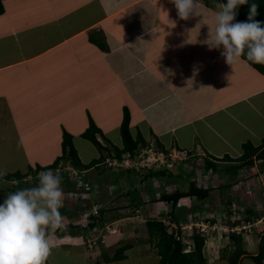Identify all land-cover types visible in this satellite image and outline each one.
I'll use <instances>...</instances> for the list:
<instances>
[{"label":"crops","instance_id":"crops-1","mask_svg":"<svg viewBox=\"0 0 264 264\" xmlns=\"http://www.w3.org/2000/svg\"><path fill=\"white\" fill-rule=\"evenodd\" d=\"M1 2L0 132L13 131L24 151L31 146L37 154L50 153L54 158L63 151L64 135H71L83 162L99 163L89 168H76L70 163L76 171L75 179L64 181L70 193L84 191L78 187L79 177L93 190L114 188L112 192L119 200L126 197L129 201L131 191L154 193L152 183L140 174L123 168L112 171L106 164L125 147L122 125L126 111L139 147L159 145L187 149L200 154V158H238L244 143L262 142L264 74L242 57L234 66L227 64L221 55L222 47L210 49L205 43L210 26L214 27L217 5L209 7L199 0L202 14L182 20L172 0ZM97 35L105 40L106 49L93 40ZM92 123L97 127L95 136L101 148L83 135ZM83 140L96 149L97 157L82 155ZM26 156L28 169L46 167L37 160L39 157L31 158L29 153ZM107 170L121 176L116 179L106 174ZM104 193H98L100 199L93 202L111 201L112 197ZM134 203L146 204L143 196ZM86 207L63 208L70 218H77ZM113 208L101 209V223L105 220L99 225L101 230H106L108 224L115 228L124 219H133L136 224L135 215L129 217ZM74 209L78 213L73 215ZM143 211L145 216L151 213ZM141 223L133 227L129 224L131 234L149 237L139 232ZM82 225L70 226L80 229ZM75 232L79 235L70 232L73 237H63L65 245L70 252L79 251L81 260L87 261L79 239H85L86 234ZM127 239L128 231L106 234L108 243L104 247L122 241L127 244ZM133 249L132 244L125 255ZM145 249L135 250L141 251L133 258L150 252Z\"/></svg>","mask_w":264,"mask_h":264},{"label":"rangeland","instance_id":"rangeland-1","mask_svg":"<svg viewBox=\"0 0 264 264\" xmlns=\"http://www.w3.org/2000/svg\"><path fill=\"white\" fill-rule=\"evenodd\" d=\"M1 134H4L3 136L7 135V137H2ZM6 138V139H5ZM86 138V137H85ZM87 139V138H86ZM31 143L32 138L28 139ZM82 140V139H81ZM79 140V141H81ZM89 140V139H88ZM82 142V141H81ZM85 142L83 144V147L81 146L80 150L83 153L82 155L86 158H92L94 156L97 157V154H95L96 149L89 145L88 141L83 140ZM15 143V146H14ZM88 145L90 147H86L84 145ZM27 148L26 151H24V146L21 145L17 138L15 137V133L13 131H4L0 132V171L9 174L13 173L16 171H21L24 174V178L22 181L19 182L18 185H12L9 184L5 179H0V203H3L4 200L6 199L7 194L16 192L18 190L26 189V188H32L38 185L39 180H38V175L40 172L31 173L28 169V166H26V161L27 156L26 154L29 153L30 157H39L37 160L39 162H43L46 165V169H50L51 171H54L51 169L49 166L54 163V159H58L59 156H63L64 152L62 151L61 155L59 154L54 158L51 157L50 153L47 154H37L35 151H33L32 148ZM182 151H185L183 149H179ZM28 151V152H27ZM94 153V154H93ZM93 154V156H91ZM78 155V152H77ZM192 155V154H190ZM47 157V158H46ZM51 157V158H50ZM101 157V156H100ZM99 157V158H100ZM78 163L82 165H91L95 160L91 161L88 164H85L83 160L79 157L78 155ZM92 160V159H91ZM97 160V159H96ZM62 160L60 164L57 165V167L60 169L59 174L62 177V189L64 192V205L63 207L67 208H74V207H82L83 204L88 210V212L93 210L95 207L98 206L99 208L102 207H107L112 208L115 207L111 210H115V212H119L121 214H125L127 216H132L135 215L136 219L134 222H132L133 219H124L120 223V225L117 224L115 228H113V225H110L108 229L106 230H101V229H92L90 230L87 228V223L86 221L88 220L85 218L86 216L83 215L85 212L80 211L81 208L77 210H73L72 213L73 215L75 213H78L77 218L76 217H71L70 215L66 213L64 208L62 207L60 209V212L64 218V223L66 227L63 230H58L56 232V235H54V240H53V247L51 250V254L46 262V264H95L96 262L99 261L100 264L105 263V259L102 258V255H107V256H112L117 247L123 245V241L119 244H115L114 246L110 247H104V245L108 242L104 239L103 235H109L110 234H121L123 232L128 231V238L127 241L128 243H131L134 245V249L132 251L127 252V258L123 259L121 261H114L110 264H158L160 257L157 254V247L154 244V241L151 240V243H149V237L147 236L146 238H139V233L135 234L134 236L131 234V231L129 229V224H131L130 227H133L132 225H137V223L142 222L140 225H138V229L140 228V233L144 234L147 233V225L146 221L148 219H161L162 215L167 214L171 210V205L167 202L164 201H155L157 200L156 198L159 197L158 193H152V195L147 194L145 191L143 192H133L131 191L129 194L131 201L132 199H141L143 196V200L145 201L146 204L143 205L134 203L133 206L129 204L128 199L125 198H116L115 194L112 192L114 188L108 187L105 189H95L93 191H88V187L86 185L85 188H83L85 182L81 177H79L78 181V187H80V190H84L83 192H80L78 189H76L75 192L70 193L71 189L69 187H65V182L68 181L67 179H75L76 177V171L72 169L70 166V161L66 159ZM99 161V160H97ZM193 161H180V166L179 169L184 168L186 171L190 170L191 163ZM203 162V161H202ZM178 163V162H177ZM31 164V163H30ZM107 164V163H106ZM43 167V165H41ZM178 166V165H177ZM109 167V165H108ZM112 171H118L114 170L112 167H110ZM57 169V168H55ZM122 169V168H121ZM120 169V170H121ZM124 169V168H123ZM29 171V172H28ZM49 171V170H48ZM54 172H57L55 170ZM106 174H110V176H114L116 179H119L121 176L120 173L117 172H111V171H106ZM193 175H196V172H194ZM197 178H198V184L202 186H211V197L210 199L206 201H201L198 202L197 200H187L186 204L188 208H191V212L189 211L187 218L188 221L187 223H184V228L187 232H189L191 226L193 224L195 227L200 228L203 234H205V231L202 230L205 228V224L209 225V221L214 220V225L212 228L208 229L209 232L207 233V242L205 246V254H206V264H230L226 259H223V255L226 253H229L233 249V243L229 238V233H230V226H233L235 220H241L243 217L247 216L248 213L246 212L247 209L254 207L257 212L262 214L261 220L259 219V223L261 224V229H264V174L262 175H257V176H250V172H241V174L238 176V180H243L239 181L238 183L232 185L231 187L224 189V188H219V185L224 181L226 178H228V174H225L223 172L220 173H215L214 177H211V173L207 174L205 172L204 168H199L197 170ZM68 177V178H67ZM193 177H191V180ZM187 180V179H186ZM111 180V182H113ZM12 182H16L15 180H12ZM161 181L156 180L153 182V185L159 186ZM183 182V181H182ZM186 186L184 188H188L189 183H185ZM182 185L181 181L179 180V183L176 186ZM157 188V187H156ZM183 188V186L181 187ZM143 189V188H141ZM175 188L169 187L168 192L173 191ZM106 192L104 193L105 197L110 198L112 197L111 201H108V199H105L102 201V203H98L99 205H96L97 203L93 202V200H96L98 202V193L100 192ZM133 190V189H130ZM104 195H102V198H105ZM87 199L90 202H85L82 201L83 199ZM100 199V198H99ZM92 200V202H91ZM231 202L229 203V201ZM115 201V202H114ZM118 201V202H117ZM88 203V204H87ZM116 207L121 208L118 210ZM125 208V210L123 208ZM98 208V209H99ZM143 209L146 210H151L150 214H147V216L144 215ZM194 209V210H193ZM65 211V213H64ZM63 212V213H62ZM124 215V216H125ZM85 216V217H84ZM96 217H100L99 215ZM128 218V217H126ZM133 218V217H131ZM196 218V219H192ZM207 218V219H206ZM164 219V218H162ZM86 220V221H85ZM90 220V219H89ZM131 220V221H130ZM204 220V222H203ZM71 222V223H70ZM89 222V221H88ZM169 223V221H167ZM77 223L83 224L79 226L80 229L76 227H72L70 225H77ZM212 223V222H211ZM145 224L146 226H144ZM202 224V225H201ZM241 225V224H240ZM175 226V224H174ZM249 226V225H248ZM71 227V228H70ZM98 227H100L98 225ZM118 227V229H116ZM120 227H124L122 230ZM173 227V224L168 225V229L171 230ZM217 227L216 231L214 229ZM236 228V227H234ZM259 228V229H260ZM259 229H258V223L251 225L247 229H243L241 232V235L244 237L245 240V247L248 249V252L250 255H254L257 253V244L259 242ZM80 230V233L83 235L86 234L85 239H82L81 237L79 238L81 243H83L86 251V256H87V261L81 260V254L79 251L75 252H70L69 248L65 245L67 244V240L63 239V237H73L71 236L72 234L70 232H75ZM230 230V231H229ZM71 234V235H70ZM70 235V236H68ZM141 236V235H140ZM68 238V239H69ZM111 238V237H110ZM139 238V239H138ZM138 239V241H136ZM102 240H105V243H103ZM131 240V241H130ZM147 240L148 243L151 245V249L149 248V245L144 241ZM111 242V241H109ZM136 242H138L139 245H136ZM112 243H110L111 245ZM138 248H147L145 249L146 252L150 250L149 253L144 254L140 258L134 259L133 256H138L140 251L138 253L135 252L138 251ZM69 251V252H68ZM84 261V262H83ZM240 264H256L255 261L251 256L245 257Z\"/></svg>","mask_w":264,"mask_h":264},{"label":"trees","instance_id":"trees-1","mask_svg":"<svg viewBox=\"0 0 264 264\" xmlns=\"http://www.w3.org/2000/svg\"><path fill=\"white\" fill-rule=\"evenodd\" d=\"M207 6L214 7L219 3H224L226 0H202ZM258 4L257 15L255 19L260 22H264V0H249V3L246 5H242L238 9V14L236 16V21H247L250 11L251 3ZM4 7L0 0V14L3 13ZM94 36L93 40L97 41V43L106 49L105 40L100 39V37ZM96 38V39H95ZM242 58L247 61L251 66L256 68L259 72L264 74V64H255L251 61H248L246 56H242ZM130 115L126 111L124 115L123 125H122V135L125 147L123 150H117L115 158L119 160L122 159L123 153L128 151L131 155H133L136 150L139 148L138 141L134 140L130 128ZM97 127L94 123L91 124L90 129L85 132L83 135L87 139L91 140L96 146L101 148V143L97 140L95 134L97 132ZM63 156H59V158L49 167L55 168L62 160H69L70 163L76 167H83L82 164L78 163V155L76 149L72 142V136L66 133L63 138ZM156 149L161 150L165 153L170 152L173 149H181V148H170L166 149L162 146L155 145ZM185 150L189 155L185 161H193L191 163L190 170L186 171L184 168L179 169L180 163H176L172 168H167L165 166L160 168H143L141 170H135L134 168H128V170L133 171L137 174H140L142 179L146 178L151 182L153 189L152 191L159 194V197L156 198L155 201H164L168 202L171 205V210L167 214H163L162 218L170 219L171 221H176L178 224L187 223L188 218L187 215L191 208H188L184 203L187 200L196 199L198 202L206 201L211 197V186H202L198 184L197 178V170L199 168H204L205 172L208 174L211 173V177H214L215 173L223 172L228 174V178H226L219 185V188L227 189L232 185L238 183V176L241 172H250V176H257L264 174V137L262 142L259 145H255L252 142L248 141L243 144V154L238 158H232L230 155H225L222 158H213V157H202L200 158V154H195L194 152ZM192 154V155H190ZM203 161V162H202ZM99 163V161L93 162L91 165H87L84 167H91L95 163ZM178 165V166H177ZM108 166V165H107ZM41 169H46V167L38 166L37 168H29L31 173H37ZM28 171V172H29ZM196 172V175H193ZM191 177L193 179L191 180ZM24 178V174L21 171H16L13 173L5 174L0 171V179H5L9 184L18 185L20 181ZM68 178V177H67ZM12 179H18L17 183H12ZM187 179V180H186ZM68 180V179H67ZM159 180L161 181L160 185L156 188L153 185V182ZM179 180H182L183 183L180 186H176L179 183ZM186 182L189 183L188 188H184L186 186ZM174 187L175 189L171 192H168L169 187ZM183 186V188H181ZM88 191H93L91 188ZM89 200H86L88 202ZM154 201V202H155ZM231 200L229 201V203ZM133 202H130V205H133ZM98 205V204H97ZM99 208V207H98ZM86 209V208H85ZM103 209L100 207L98 209L99 213ZM194 210V209H193ZM105 210H103L104 212ZM192 211V210H191ZM190 211V212H191ZM248 213L247 216L243 217L241 220H235L233 226L235 225H254L258 223V229L260 228V223L258 222L261 218L262 214L256 211L254 207H251L246 210ZM100 216V214H99ZM96 217V215L91 216V222L88 227L90 230L95 229L98 225L102 226L103 221L101 223V218ZM161 219H148L146 221L147 231L149 237L152 241H154L155 246L157 247V254L160 257L158 264H206L207 258L204 252L207 236L203 235L200 228H195L191 236H185L186 238H182L184 233L182 232L181 226L179 227V236L181 239L175 237V230L173 232H169L167 225ZM196 219V218H195ZM214 223V220H211ZM249 226V227H250ZM71 228V227H70ZM98 229H100L98 227ZM73 235H79L78 232H71ZM259 242L257 244V253L254 255H250L248 249L245 247L244 237L241 233L231 232L229 234V238L233 243V249L229 253H225L222 257L226 259L230 264H240V262L245 258L251 256L256 264H264V229H259ZM193 241V249L191 251H187L188 244ZM132 247L131 243H125L117 250L112 256L102 255V258L105 259V263H111L118 260H123L126 258L125 251ZM95 264H100L99 261Z\"/></svg>","mask_w":264,"mask_h":264},{"label":"clouds","instance_id":"clouds-1","mask_svg":"<svg viewBox=\"0 0 264 264\" xmlns=\"http://www.w3.org/2000/svg\"><path fill=\"white\" fill-rule=\"evenodd\" d=\"M172 2L182 20H188L192 15L202 14L199 0H172ZM248 3L249 0H226L224 3L217 4L218 11L215 13L214 27L210 26L209 38L205 41L210 49L222 47L221 55L226 63L232 66L242 56H246L247 60L252 63L264 64V22L255 19L258 4L251 3L247 21L234 22L239 7ZM55 168L51 169L55 171ZM43 170L46 171L40 172ZM40 171L37 186L9 193L4 202L0 203V264H46L51 254L55 233L66 227L60 212L64 205L62 177L58 172L50 169ZM99 214L98 211L96 216ZM94 215L88 216V225L91 222L90 217ZM162 220L167 227L169 223L173 224L172 229L168 230L169 232L175 230L173 234L179 239H181L180 236H183L182 238L191 236V233L190 235L188 233H193L197 228L193 224L192 230L187 232L182 223L178 224L166 218ZM214 224L211 221L209 225L205 224V234H202L207 236L208 229ZM180 226L184 235L179 234ZM244 226L248 225L230 226L231 231H229L230 233H241L245 229ZM108 227L107 225L106 229ZM234 227L242 229L233 231ZM216 229L217 227L214 231ZM176 232L180 235L179 237ZM103 237L105 239V235ZM193 246V241H191L186 248L187 251H191Z\"/></svg>","mask_w":264,"mask_h":264},{"label":"built area","instance_id":"built-area-1","mask_svg":"<svg viewBox=\"0 0 264 264\" xmlns=\"http://www.w3.org/2000/svg\"><path fill=\"white\" fill-rule=\"evenodd\" d=\"M187 155L189 154L186 151H182L178 149H173L170 152L165 153L161 150L156 149L153 146L146 145V146L139 147L133 155H131L129 152L125 153L121 160L115 157L109 158L107 160V165H109V167H112L114 170L121 169V168H124V169L134 168L135 170L139 171L143 168H151V167L160 168L163 166L167 168H172L177 162L185 161L187 158ZM59 168L56 169L58 173L60 170ZM15 181L16 182H12V183H17V180ZM86 185L87 184L84 185V188L86 187ZM94 207L95 208L93 210H90L89 212L84 213V215L86 216V217L84 216L85 218L88 219V216L91 214H95V215L98 214V206H94ZM86 223L88 224V220L86 221ZM249 226H244L243 228L247 229ZM192 227L193 226H191L190 230H192ZM204 227H205L204 229L202 227V230L205 231L206 225ZM241 229L242 228H233L232 230L241 231ZM190 233L192 234V232H189L188 235H190ZM176 234L178 235V232H176Z\"/></svg>","mask_w":264,"mask_h":264}]
</instances>
